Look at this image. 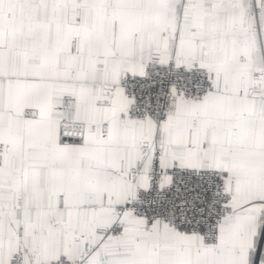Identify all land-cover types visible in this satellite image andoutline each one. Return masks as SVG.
I'll return each mask as SVG.
<instances>
[{
    "label": "snow or ice",
    "instance_id": "1",
    "mask_svg": "<svg viewBox=\"0 0 264 264\" xmlns=\"http://www.w3.org/2000/svg\"><path fill=\"white\" fill-rule=\"evenodd\" d=\"M0 264H264V0H0Z\"/></svg>",
    "mask_w": 264,
    "mask_h": 264
}]
</instances>
